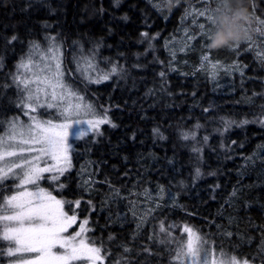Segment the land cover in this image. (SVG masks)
<instances>
[{
	"label": "trees",
	"instance_id": "trees-1",
	"mask_svg": "<svg viewBox=\"0 0 264 264\" xmlns=\"http://www.w3.org/2000/svg\"><path fill=\"white\" fill-rule=\"evenodd\" d=\"M252 2L224 0L214 28L204 17L182 21L186 0H173L171 7L168 0H0V120L27 119L15 106L11 75L32 42L44 49L55 37L74 85L98 111L108 108L116 125L74 139L72 166L56 183L64 187L48 189L65 201H81L75 212L89 220L93 231L87 235L102 245V255L110 253L104 264H170L174 245L159 243L161 223L188 224L217 250L264 264V63L257 54L264 52V35L253 19L251 41L238 48L210 50L200 36L180 51L184 28L193 34L196 24H205L213 38L224 20L251 13ZM254 2L255 15L264 18V0ZM206 52L228 71L217 70L213 79L207 63L200 67ZM81 54L94 56L98 70L115 66L117 73L87 83L73 61ZM243 120L250 123L241 126ZM183 133L195 139L184 140ZM71 207L65 203L66 211ZM172 231L181 235L180 227ZM8 260L0 255V264Z\"/></svg>",
	"mask_w": 264,
	"mask_h": 264
},
{
	"label": "snow or ice",
	"instance_id": "snow-or-ice-1",
	"mask_svg": "<svg viewBox=\"0 0 264 264\" xmlns=\"http://www.w3.org/2000/svg\"><path fill=\"white\" fill-rule=\"evenodd\" d=\"M215 2L217 7L213 9L209 0H186L182 21L191 17L195 23L199 17H204L206 23L215 28L216 12L224 0ZM178 3L179 0H176ZM197 3L202 7L196 8ZM168 6H173V0H168ZM251 9V18L260 25L255 31L264 35V18L255 15L254 0ZM196 27L199 31L193 34L187 28L183 29L184 41L180 51H184L191 41L200 36L208 41L206 47L211 43L212 35H209L210 30L205 24H196ZM142 35L148 37V33ZM15 39V36L11 37L9 43ZM251 39L249 36L248 40ZM49 40L47 49H41L38 43L32 42L28 53L20 59L16 71L11 75V85L17 94L15 106L27 117V121L19 115L6 121L0 120V241L6 242L0 245V255L9 257L7 264H104L110 253L102 255V245L97 246L88 237L87 233L93 231L88 227L89 220L80 219L75 212L81 201L57 198L40 182L45 179V174H48V180L59 181L70 170L71 140L88 135L99 136L103 134L100 131L102 125H116L108 116V108L98 111L92 102L85 99L80 88L70 79L71 70L66 71L64 67L61 46L55 42V37ZM149 47H152L151 44ZM238 47L239 43L229 49ZM169 51L175 58L176 50L170 48ZM257 54L264 63V52ZM73 61L80 78L89 84L103 83L117 73L115 66L108 72L98 70L93 62L94 56L81 54L79 58L73 57ZM205 63L213 69V79L217 70L228 71L219 61L212 62L207 52L201 57L200 67L203 68ZM159 75L164 77L166 73L161 71ZM9 86L5 84L3 87ZM259 95L264 96V93ZM259 122L264 124V120ZM225 123L230 126L234 122ZM248 123L250 121L243 120L240 125ZM154 131L159 133V129ZM182 137L184 140L195 139V133L191 136L183 133ZM207 139L204 137L205 141ZM193 151L201 149L193 148ZM196 175H201L199 169ZM7 181L12 183L8 184ZM63 187V184L56 185L57 189ZM163 191L160 188L161 198ZM65 203L72 206L68 211L65 210ZM151 211L147 210L148 213ZM176 227L181 228L179 237L173 235L172 230ZM73 228L76 230L70 231ZM159 232L164 234L159 243L174 245L169 249L170 264H252L247 258L227 253L223 247L217 250L215 241L188 224H172L166 228L161 223ZM228 235L231 236V233ZM108 238L114 239L111 235ZM121 247L125 253L132 251L125 245ZM143 251L149 256L154 254L148 246ZM113 264H120V260H115Z\"/></svg>",
	"mask_w": 264,
	"mask_h": 264
},
{
	"label": "clouds",
	"instance_id": "clouds-1",
	"mask_svg": "<svg viewBox=\"0 0 264 264\" xmlns=\"http://www.w3.org/2000/svg\"><path fill=\"white\" fill-rule=\"evenodd\" d=\"M252 23L253 19L249 12H242L241 14H237L233 19L224 20L222 28L212 38L208 48L210 50L230 48L248 39Z\"/></svg>",
	"mask_w": 264,
	"mask_h": 264
},
{
	"label": "rangeland",
	"instance_id": "rangeland-1",
	"mask_svg": "<svg viewBox=\"0 0 264 264\" xmlns=\"http://www.w3.org/2000/svg\"><path fill=\"white\" fill-rule=\"evenodd\" d=\"M47 47L48 46H46L44 49H47ZM41 49H43V48H41ZM21 119L24 120V121H27V119H24V118H21ZM73 140H71V143H72ZM47 176H48V174H45V179L42 180L40 183H41V186L45 187L46 189H50L51 184H53L55 186L57 181L56 182H52V181L47 179ZM7 182H9V181H7ZM10 182H12V181H10ZM57 251H59V250H57Z\"/></svg>",
	"mask_w": 264,
	"mask_h": 264
}]
</instances>
